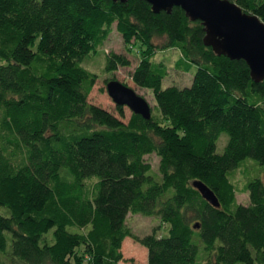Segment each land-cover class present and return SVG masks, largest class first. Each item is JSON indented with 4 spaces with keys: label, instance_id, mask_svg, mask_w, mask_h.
<instances>
[{
    "label": "trees",
    "instance_id": "1",
    "mask_svg": "<svg viewBox=\"0 0 264 264\" xmlns=\"http://www.w3.org/2000/svg\"><path fill=\"white\" fill-rule=\"evenodd\" d=\"M229 1L264 23V0ZM112 25L138 56L130 80L152 93L157 117L126 120V107L115 116L88 101L97 77L83 63ZM203 39L181 9L155 14L145 1L0 0V258L120 264L130 238L147 264H264V179H246V204L232 182L246 161L264 173V80ZM168 50L175 70H194L190 86L162 88L168 69L154 58ZM130 66L106 55L107 74ZM128 214L158 217L168 235H133Z\"/></svg>",
    "mask_w": 264,
    "mask_h": 264
},
{
    "label": "water",
    "instance_id": "2",
    "mask_svg": "<svg viewBox=\"0 0 264 264\" xmlns=\"http://www.w3.org/2000/svg\"><path fill=\"white\" fill-rule=\"evenodd\" d=\"M126 3L129 0H110ZM148 3L155 14H170L173 8L181 9L191 22H200L203 44L213 53L231 61H244L255 83L264 80V23L256 16L244 13L229 0H139ZM106 91L116 106L126 107L132 114L144 120L151 119L148 103L132 88L116 81H110ZM193 187L201 198L214 208H219L212 191L200 182ZM198 228V226H195Z\"/></svg>",
    "mask_w": 264,
    "mask_h": 264
},
{
    "label": "rangeland",
    "instance_id": "3",
    "mask_svg": "<svg viewBox=\"0 0 264 264\" xmlns=\"http://www.w3.org/2000/svg\"><path fill=\"white\" fill-rule=\"evenodd\" d=\"M34 47H36V45ZM33 50H35V48H33ZM110 53L126 56L130 60L131 66L129 68H121L115 74H107L105 72V58L106 55ZM178 58L179 54L175 50L158 52L156 54L154 61L163 62L168 69V76L163 82L162 88H166L168 86H176L182 88L191 85L194 70H192L191 73L188 74L175 70L174 63ZM138 61L139 59L138 56H136V52L134 50L131 52L125 47L121 36L115 29V25H112V31L110 35L101 43H99L97 47V53L89 59H86L83 63L84 68L95 74L97 77V82L88 97L89 103L101 107L102 109H105L113 115L118 116L116 110L117 106H115V104L111 101L106 91L107 84L112 80H116L132 88L139 96L144 98L151 109L152 116L157 117L159 113L156 108L152 93L148 90H141L136 88L130 80V74L133 68L137 65ZM123 113L127 120L131 112L127 108H123ZM224 137L226 136L222 135L218 142L217 152H222L223 150L225 144ZM144 159L148 164H150L152 170L156 172L159 162L158 158L155 155H150L146 156ZM252 163L255 164L253 161H246L245 164L240 169L236 170L232 175V182L238 190V193L236 195L238 204H246L248 202L247 195L241 193L245 181L248 177L252 178L257 175L261 179H264V173L258 170L257 167ZM125 225L133 235L139 238L151 235L153 233V230H155V234L157 237H166L168 235V225L163 224L159 220V218L155 216L145 217L142 215L128 214ZM122 254L125 261L121 262L120 264H147V250L139 244L135 243L130 238H126L123 242ZM2 257L0 258V261H2V263L4 264H19L18 262L14 261L9 263L6 257Z\"/></svg>",
    "mask_w": 264,
    "mask_h": 264
}]
</instances>
